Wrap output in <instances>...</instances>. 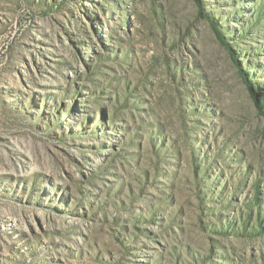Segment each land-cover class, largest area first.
I'll use <instances>...</instances> for the list:
<instances>
[{
  "label": "rangeland",
  "instance_id": "1",
  "mask_svg": "<svg viewBox=\"0 0 264 264\" xmlns=\"http://www.w3.org/2000/svg\"><path fill=\"white\" fill-rule=\"evenodd\" d=\"M0 264H264V0H0Z\"/></svg>",
  "mask_w": 264,
  "mask_h": 264
}]
</instances>
